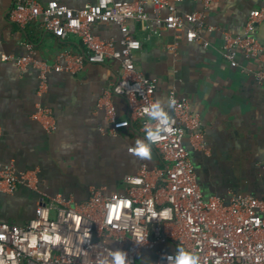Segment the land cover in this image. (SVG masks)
Here are the masks:
<instances>
[{
    "label": "crops",
    "instance_id": "1",
    "mask_svg": "<svg viewBox=\"0 0 264 264\" xmlns=\"http://www.w3.org/2000/svg\"><path fill=\"white\" fill-rule=\"evenodd\" d=\"M58 1L80 8L96 0ZM130 1L156 14L154 0ZM12 4L0 0V162L13 163L19 170L37 169L41 188L49 195L82 201L92 186L105 187L109 194L125 193L126 175L136 174L141 163L153 168L161 161L153 147L150 159L129 151L145 134L131 118L124 97L113 96L119 121L115 130L106 117L101 99L116 80L120 62H86L77 74L52 71L41 93L40 70L32 66L22 70L3 60L2 54H27L30 42L37 59L55 63L66 50L82 53L83 44L76 34L61 40L40 21L27 27L14 23ZM176 4L181 13L204 9L200 0ZM261 6L264 0H216L206 9V23L215 30L202 29V38L190 41L186 30L162 29L135 52L138 70L158 81L156 98H169L175 87L200 117L199 129L188 130L185 144L205 197L217 194L229 201L233 194L264 196V83L243 70L264 68V54L248 57L239 49L233 64L219 49L225 31L242 32L250 11ZM161 13L166 15L168 8L162 7ZM92 30L102 39H114L120 48L124 30L144 38L147 28L130 19L125 28L100 21ZM255 34L264 48V22ZM39 102L53 110L57 122L53 132H46L33 118ZM194 142L205 146L196 147ZM39 199V192L27 186L13 194L0 191V220L24 224L35 215Z\"/></svg>",
    "mask_w": 264,
    "mask_h": 264
},
{
    "label": "built area",
    "instance_id": "2",
    "mask_svg": "<svg viewBox=\"0 0 264 264\" xmlns=\"http://www.w3.org/2000/svg\"><path fill=\"white\" fill-rule=\"evenodd\" d=\"M12 1L10 19L14 23L27 27L40 21L61 40L76 34L83 44L82 53L66 50L55 63L37 59L30 42L27 54H2L3 60L22 70L37 67L41 93L52 71L77 74L86 62H120L116 80L101 99L113 130L119 125L113 96L120 95L145 134V109L157 99L158 81L137 68L135 52L144 43L162 29L186 30L190 41L202 38V29H216L206 23V9L216 0H200L203 10L185 13L176 4L182 0H154V15L130 0H96L80 8L58 0ZM162 7L168 8L166 15L161 13ZM130 19L144 22L146 35L139 38L124 30L120 48L114 39H102L92 30L100 21L125 28ZM261 22L264 6L250 11L242 32L225 31L219 49L227 60L236 64L239 49L248 57L263 56V44L255 34ZM204 44L210 42L205 39ZM243 70L264 83V68ZM169 98L174 101L169 131L152 145L161 165L150 168L141 163L136 174L124 177L125 193L109 194L105 187L92 186L89 197L82 201L49 195L41 188L37 169L19 170L13 163L0 162L1 192L13 194L27 186L40 194L35 215L24 224L0 220V264H111V253L117 248L129 251L132 264H145V257L159 264L165 255L174 258L178 246L195 252L199 264H264V196L233 194L229 201L217 194L205 197L185 144L188 130L199 129L200 117L177 88L170 89ZM33 118L46 132L57 127L53 110L42 102L37 103ZM194 145L205 146L203 142ZM163 264H174V259Z\"/></svg>",
    "mask_w": 264,
    "mask_h": 264
},
{
    "label": "clouds",
    "instance_id": "3",
    "mask_svg": "<svg viewBox=\"0 0 264 264\" xmlns=\"http://www.w3.org/2000/svg\"><path fill=\"white\" fill-rule=\"evenodd\" d=\"M174 101L171 98H157L145 112L148 116V122L144 125L145 136L137 139L135 146L129 151L140 159H150L152 154V145L158 141V138L169 131L171 123L170 112L173 109ZM152 122H155L153 124ZM145 264H157L149 257H145ZM174 264H199V256L192 251L178 246L175 250L174 258L165 255L161 258L159 264L163 261H171ZM111 264H132L129 251L117 248L111 253Z\"/></svg>",
    "mask_w": 264,
    "mask_h": 264
}]
</instances>
